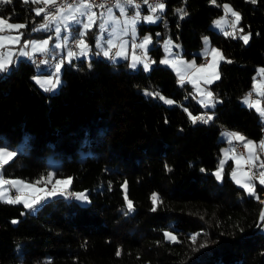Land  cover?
Returning a JSON list of instances; mask_svg holds the SVG:
<instances>
[{"label":"trees","instance_id":"16d2710c","mask_svg":"<svg viewBox=\"0 0 264 264\" xmlns=\"http://www.w3.org/2000/svg\"><path fill=\"white\" fill-rule=\"evenodd\" d=\"M225 3L240 13L241 28L250 32L247 44L209 26ZM164 4L157 21L137 24L152 36L148 70L104 55L78 57L62 65L63 81L53 92L32 79L49 68L46 63L37 69L33 59L20 58L0 72V145L20 142L1 174L35 182L43 177L40 184L48 186L68 175L70 191L85 188L90 198L82 204L58 194L34 212L0 200V264H264L263 205L257 199L264 186L256 183L250 196L233 180L230 159L222 180L213 171L227 141L223 130L255 140L263 134L260 114L240 99L250 92L257 68H264V0ZM41 5L11 0L0 3V15L24 22L23 37L38 35L45 33L33 31L43 19L35 12ZM180 8L188 13L183 19ZM204 34L231 58L219 62L220 78L207 84L219 98L211 108L158 62L162 36L178 41L189 56ZM205 109L212 120L192 123L189 113L200 116ZM153 193L159 196L155 211ZM165 229L179 242L166 240Z\"/></svg>","mask_w":264,"mask_h":264},{"label":"rangeland","instance_id":"374dc122","mask_svg":"<svg viewBox=\"0 0 264 264\" xmlns=\"http://www.w3.org/2000/svg\"><path fill=\"white\" fill-rule=\"evenodd\" d=\"M87 3L91 6L90 7V11H89L88 8H83L82 7V0H77L76 2H74V3L71 4L72 5L71 8H69L68 6H66L64 8H61V9H63V11L58 10L55 14H53L56 17L55 19L48 18L49 21L46 22V23H45V21L43 23L42 22L37 23L36 28L37 29H40V30L46 31L45 33H41V34H38V35H31L30 37H23L21 35V33H23V29H19V30H8L7 28H5L4 31L0 32V36H15V35H20V42L18 44H13V45H9L8 46V49L11 51L12 57H13V61H14V63L12 65H10V68H11V66H14L18 62V60L21 58L20 57L21 56L20 50L23 49L24 51H26V45L24 44V41H29V42H31V41L42 42L44 40H48L47 51H44L42 53L43 54L44 53L45 54L50 53L53 56L51 58V61L46 63L47 64V67H49V68H47L46 71H36L32 75V79L34 80L35 84L39 88H41L43 90H44V88H42L39 84L36 83V79H34V77L35 78H38L40 80H44V79H46L48 77H55V75H56L55 65L57 63H61L62 60H63V58L68 63H70L73 60V58L75 59V58H78V57H90L92 55H96V56H100L101 55L102 56L103 55V51L104 50H108V48H109L108 43H107V41H109V40H113L114 44L119 45V47H120V50L119 51H123L124 52V55H123V57H121V59H125L126 62H127V64H128V66H130V64L132 63V54H133V51H135V54L137 56H141V57H143V55H144V53L146 51L147 56H149L148 47L151 46L152 43L150 45H148L147 50L142 49L143 55H141L140 53L136 52V49L133 50V48H132L133 40L131 41V44L129 45V36L130 35L132 36L131 29H132L133 26L131 24H128L127 23V20L130 19V18H132V17H134L137 11L140 12L141 19L138 20L136 22V25H135V31H136L135 43L136 44H139L143 40L144 36H151V33L149 31H146L144 33H140L139 30H138L137 24L139 22H141V21L148 22V21H145L143 19L144 16L154 15V16H157V17L160 18L161 15H162V12L161 11L158 10L156 13H151L150 12V9H149V6H148V9L145 10V11H142L140 8H137V7L133 6L131 8L132 14L131 15H128L127 14V10L129 9V4L126 3V0H119L114 6L106 9L105 11H102V10L96 8L88 0H87ZM156 3H158V2H156ZM156 3L152 4V6H155ZM118 4L120 6H123V8L125 9V11L123 13H121V10H120V7H118ZM225 4H227V3H225ZM78 6H81V11H76V8ZM40 7L41 6H37L36 8H40ZM234 11H236V10H234ZM91 13H95L96 14L95 23L93 24V26H92L91 29H83V24L88 22V15H90ZM71 16H75L76 17V20L75 21L71 20L70 19ZM221 17H224L226 22H222L221 23V27H216L213 24V21L214 20H218ZM0 18L5 19L9 23H12V24H25L22 21H19V20H11V19H8V18H6V17H4L2 15H0ZM158 19H156L155 21H157ZM234 20H235V17H233L231 15V13H227L226 14L225 13V10H224V12L222 14H220V15H218V16H216V17H214L212 19V21L210 22L209 26L211 28H214V29H216V30H218L220 32H223V33L224 32L235 33L236 34L235 36H239V37L240 36H243L245 34L250 35V32L247 31V30H243L242 32L240 31V29H242V28H241V26H240L239 23L236 25L235 28L232 27V24H233V21ZM41 24H47L48 27L41 29L40 28V25ZM101 25H104L103 30L100 27ZM57 28L60 29V32L59 33L56 32V29ZM125 29H127V32H125ZM81 31H84L86 33L85 36L83 37L84 41L87 43V46H88L87 47V50H86V54H80L81 53V48L78 47L79 41L81 39V37H80V32ZM157 34H160V31H158ZM203 37H208V35L204 34L202 36V38ZM151 38H152V36H151ZM98 39H99V42H100L99 43V46H97V40ZM69 40H73L74 41L73 45H70L69 44ZM120 40H121V42H120ZM124 41H127V44L124 45V47L122 49L121 48V44ZM165 41H171L170 51H166ZM159 43L161 44V47H162V54H161L158 62L160 64L165 65V66H169L171 64L172 65L173 64L174 65L177 64L176 60H177V58H180V57L184 61H186L187 63H191V62L195 61L196 67H199L200 65H207L212 60L211 49H213V48L218 49L222 53V55L224 56V59H226V60H230L231 59L229 56H226L225 54H223V52H222V50H221V48L219 46H217L215 44H212L210 42V40H209V37H208L207 43L202 39L201 45L199 47L193 49V53L191 55H189V56H185L184 54H182V46H181V44L178 41H175L174 39H172L168 35L162 36L159 39ZM57 45H59V47ZM177 45L179 47H177ZM27 46H28L29 51L32 54L33 53V49H32L31 43H29ZM206 48L208 49V58L209 59L206 62H202L200 60L198 62V60L196 58V53L203 54L204 53V50ZM4 51H5V49H0V53H3ZM70 51L73 52V53H75L76 55H74L73 57L69 58L68 57V53ZM43 56L45 57V55H43ZM56 57H57V60L54 63V59ZM119 58L120 57H117L116 56L114 58V61L121 60ZM165 58H167L172 63L169 64V65H166L164 63H161L160 61L164 60ZM144 61L141 62V63H144ZM147 62H149V67L152 64H154V62L151 61V60L150 61H147ZM42 64H45V63H42ZM218 65H219V63H218ZM36 66H37V64H36ZM137 66H139V63L137 64ZM38 68H39V66H37V69ZM61 68H62V66H61ZM261 68H263V67L262 66H259L258 67V70H256V72L254 73V76L253 77H256L258 87H260L261 91H264V76H262L259 73V69H261ZM216 70L219 73L218 66H217V69ZM194 73H195V69L192 68L191 71L189 72V77L187 78V81H189V83L193 86V90L195 91V94L197 95V98H198L199 102L201 103V100H203L205 97L202 96L200 93L201 92H204L205 95H206L207 92H211L212 93V91L209 89L207 83H205L203 79H197L196 77H194V75H193ZM58 75H59L60 83L57 85V87L55 89H53L51 91H48V92H53V91L57 90L59 88V85L62 83L63 79H62V76H61V70H60V72H59ZM201 75L202 76H206V75H208V73H203ZM198 89H199V91H198ZM251 91H253V85H252V90ZM195 94H194V98H195ZM254 94L256 95V98L253 101H259L260 102V105L262 107H264V96L258 95L257 92H255ZM248 95H249V92L246 93L245 95H243L241 97V99H240L241 102L245 103L244 102V98L246 96H248ZM216 97L217 96H215L213 94V103H214V105L216 104L217 101H219V98L218 97L216 98ZM250 99H252V98H250ZM211 107H213V106H208L207 108H211ZM205 112L206 113H210L206 109H205ZM259 116H260L261 120L264 122V116H261V114ZM223 134L224 133H222V135ZM243 137H245L246 140H251V141L256 142V145H257L256 154L260 157V159L256 161V164H255L254 167L250 164L251 165L250 168H254V170H256V171H254V172L251 171L253 173L250 174L249 171L244 166V164L243 165L241 164V167H239V168L237 167V165L236 166H233L231 168L233 169L235 167L234 169L237 171V178L238 179H241L242 182H246V178L243 176V173L244 172H248V174L250 176H253L254 175V179H253L252 183H254L256 185V181L259 178L260 171H264V168H260V166H259L260 165V161L261 160H264V152H261V150L258 147L259 142L262 139H264V130H263V134H261L260 137L258 139H256V140L253 139V138L244 136V135H243ZM19 146H20V142L14 144L13 147L6 146V145H0V148H5L8 151L15 152L16 148H19ZM233 148L236 151L235 146H234V143H233ZM236 152H238V151H236ZM238 153H241V152H238ZM245 154H247L246 153V149H245ZM50 159H53V157L50 156ZM221 160H224L223 159V155H221V156L219 155L218 163H217L216 167L213 170L214 173L217 171L218 167L220 166V161ZM52 163L54 164L55 163V160H53ZM230 171H231V169H230ZM0 177H2L4 179L21 180V181H24L25 183L33 184L37 188H44L47 191H51L54 185L57 188L63 187V185H56V181L57 180H66L70 176L67 175V176L56 177V178H54L51 181V183H50L49 186L47 184H43V183L42 184H40V183L37 184L35 181L26 180V179H23L21 177H4L1 174V168H0ZM10 186L11 185H5L4 187H6V188L9 189ZM260 191L261 192H259V195H258L259 196V200L258 201L261 200L260 202L262 203L263 209H264V202H263L264 201V188L262 190H260ZM71 193H84L85 196L87 197V200H79V199H77L76 196L70 195ZM19 194L20 193H18L16 191V194L14 196H12L8 192V195L12 196V198H15V196L16 195H19ZM25 194H29V193L26 192ZM58 194H66L68 197L74 196V198L79 203H82V204H86V203H88L90 201L89 195L87 193V189H85V188H83V189H76V190L70 191L69 185H68L67 188L64 190L63 193H59L58 192ZM40 195H44V194L43 193H40ZM50 197H52V196H50ZM47 198H49V197H45L44 200H46ZM44 200H42L41 203ZM41 203H39L38 205H35L32 209H29V211H31V212L36 211L37 207ZM165 231H170V232H172L175 235V233L173 231L169 230V229H165Z\"/></svg>","mask_w":264,"mask_h":264},{"label":"snow or ice","instance_id":"6c2138e0","mask_svg":"<svg viewBox=\"0 0 264 264\" xmlns=\"http://www.w3.org/2000/svg\"><path fill=\"white\" fill-rule=\"evenodd\" d=\"M28 2H30V0H25V3H28ZM35 2L38 3V2H40V0H35ZM210 2L215 4L216 0H210ZM250 2L255 4L257 2V0H250ZM0 3H11V0H0ZM43 3L45 5H48L50 3L54 4L55 0H43ZM126 3L129 5H135V7L139 8V5L135 4V0H126ZM143 3L148 4V0H143ZM100 6L102 7L103 5H100ZM68 7L71 8L72 5L69 4ZM82 7L88 8L90 11L91 6L87 3V0H82ZM118 7H120L121 13H123L125 11L123 6H120L118 4ZM223 7H224L226 14L231 13V15L233 17H235V20L233 21V24H232V27L235 28L236 25L241 20L240 13L234 11L232 9V7L228 4H225ZM164 8H165V4L162 2L156 3L155 6L149 5V9H150L151 13H156L158 10L162 12L164 10ZM44 11H45L44 8H36L35 9L37 16H39ZM60 11H63V9H60ZM76 11H81V6H78L76 8ZM177 12L180 14L181 19H183L185 16L188 15V13L183 8L177 9ZM95 17H96L95 13H91L90 15H88V22L83 24V29H91L93 24L95 23ZM44 18L48 19V16H45ZM51 18L55 19L56 17L53 15ZM158 18L159 17L154 16V15H148V16L143 17V19L145 21H148V22H154ZM70 19L75 21L76 17L71 16ZM140 19H141L140 12L137 11L134 17L127 20V23L131 24L133 26L131 29L133 41H135V38H136L135 25H136V22ZM222 22H226L224 17H221L218 20H214L213 24L216 27H221ZM25 27H26L25 24H12L3 18H0V32L4 31L5 28H7L8 30H19V29H22ZM47 27H48L47 24H41L40 25L41 29L47 28ZM100 27L103 30L104 25H101ZM36 30L37 29H33V31H36ZM240 31L242 32L243 29H240ZM56 32L59 33L60 29L57 28ZM125 32H127V29H125ZM85 34L86 33L84 31L80 32L81 39H80L79 44H78V47L81 48L80 54H86V50L88 47L87 43L83 39ZM21 35H22V33H21ZM157 35H159V34H157ZM224 35L225 36H233V38H235L236 34L224 32ZM202 39L207 43L208 37H203ZM240 39H242L244 41V43L247 44L249 39H250V35L245 34L243 36H240ZM19 42H20V35L0 36V49H5V51L3 53H0V72H7L10 70V65H12L14 63V61H13L12 53L8 49V46L13 45V44H18ZM29 43H31L33 52L47 51L48 40H44L42 42L24 41V44L26 46ZM99 43L100 42L98 39L97 40V46H99ZM107 43H108L109 48H108V50L103 51V55L106 57L110 55L111 48L115 47L113 40H109V41H107ZM151 43H152L151 36H144L143 40L139 44H136L135 42H133L132 48H133V50H135L136 48L147 50L148 45H150ZM126 44H127V41L122 42L121 48L123 49L124 45H126ZM170 45H171V41H165L166 51H170ZM57 46L59 47V45H57ZM177 47H179V46L177 45ZM20 52L24 56L31 55V53H28V52L24 51L23 49H21ZM203 54L205 56L208 55V49L207 48L204 50ZM211 54H212V60L207 65H200L199 67H196L195 61H193L191 63H187L188 68H194L195 69V73L193 74L194 77H196L197 79H203L204 82L207 84H211L213 82V80L220 78L219 73L216 69H217L219 61L224 59V56L222 55V53L218 49H215V48L211 49ZM74 55H76V54L71 52V51L68 53L69 58H71ZM115 55L117 57H121L124 55V52L118 51V52H116ZM146 59H147L146 51H145L143 57L137 56L135 54V51H133L132 63L130 64V67L135 68L138 63H141ZM160 62L164 63V64H171L172 63L167 58H165L164 60H162ZM228 62L230 63L231 61H228ZM41 63H44V62L42 61ZM62 63L63 62L57 63L55 65V69H56L55 77H48L44 80H40V79L34 77V79H36V83L39 84L42 88H44L45 91H51V90L55 89L57 87V85L60 83L58 74L61 70ZM178 63H186V62L178 61ZM172 66H175V65L173 64ZM143 67L145 70H148L149 62H144ZM177 71H179V69H177ZM203 73H208V75L202 76L201 74H203ZM259 73L262 76H264V68L259 69ZM180 82L181 83L184 82V76H181ZM198 91H199V89H198ZM253 91L257 92L258 95L264 96V91H261L260 87H258L256 77H253ZM146 94L159 96V93H146ZM200 94L205 97L203 100H201L202 106H204V107L214 106L213 94L211 92H207L206 95L204 92H201ZM250 97H251V93H249V95L244 98V102L246 104H248L249 107H255V110L258 113H260L261 116H264V107H262L260 105L259 101H251ZM160 99H164V97H160ZM165 103H173V101L165 100ZM185 111L187 112L188 110L185 109ZM189 118L191 119L192 123L195 124L198 121L203 122V123H208L210 120H212L213 117L212 116H205V115L192 116V114L189 113ZM228 137H229V143H231V141L233 139L240 141V142H243V146L248 153L247 160L244 161V164L245 165L251 164L254 167L256 164V161L260 159V157L256 154V148H257L256 142L251 141V140H246V138L241 136L239 133H229ZM258 147L261 150V152H264V139H262L259 142ZM223 151L225 154V160L220 161V166L218 167L217 171L214 173L217 180L223 179V167H224V164L226 163L227 159L231 158V159L235 160V163H236L238 168L241 167V161L244 159V157L242 155L240 157H237L235 155H233L232 157H229L228 151L227 150H223ZM233 152H234V149H233ZM16 154H17L16 152L8 151L5 148H0V168H3L5 165H8L14 159ZM259 166H260V168H264V160L260 161ZM52 175H53L52 173L48 174V181L47 182H50ZM231 176H232L233 180H235V182L237 184L241 185L250 196L256 195V185L254 183H252V181L254 179V175L250 176L248 174V172H244L243 176L246 178V182H242L241 179L237 178V171L234 169L233 172L231 173ZM43 181H44V178L41 177V180L37 181L36 183L39 184ZM70 182H71L70 177L66 180H57L56 185H63V187L57 188L54 185L51 191H47L44 188H37L33 184H28V183H25L24 181H21V180H11V179H4V178L0 177V200L4 201L6 203H9V204L23 203L25 208L32 209L35 205H38L39 203H41V201L44 200L45 197L55 196L58 194V192L63 193L64 190L67 188V186L70 184ZM126 183L127 182H125L124 187H126ZM258 183L260 185H264V171H260ZM5 185H11V187L14 188L20 194L16 195L15 198H12V196L8 195L9 189L4 187ZM26 192L29 194H25ZM40 193H43L44 195H40ZM70 195L76 196L77 199H79V200H87V197L85 196L84 193H71ZM151 199H152V203H153L152 210L155 211L156 206L159 202L158 194L153 193L151 196ZM257 199H259V197H257ZM125 200L127 202L128 212H132L134 210V206H133L132 201L128 200L126 194H125ZM259 219L261 221H264V209L261 210L260 215H259ZM13 223H16V221L14 220ZM163 234H164V237L166 240H169L172 243L179 242L178 238L172 232L165 231ZM191 239L193 241H195L196 236L195 235L192 236ZM201 247H204V245H201ZM116 255L117 256L121 255V251L119 249L116 251Z\"/></svg>","mask_w":264,"mask_h":264},{"label":"built area","instance_id":"2783aa9c","mask_svg":"<svg viewBox=\"0 0 264 264\" xmlns=\"http://www.w3.org/2000/svg\"><path fill=\"white\" fill-rule=\"evenodd\" d=\"M77 0H55V3L54 4H48V5H45L44 3L42 4L41 8H44L45 11L42 13L43 14V17L45 16H48L51 17L53 14H55L58 10H60L61 8H64L66 6H68L69 4H72L74 2H76ZM93 6H95L96 8L102 10V11H105L106 9L114 6L119 0H88ZM140 1H143V0H135V2L138 4V2ZM165 0H148L149 2V5H152L156 2H162L164 3ZM100 5H103L102 7ZM127 14L128 15H131L132 12H128L127 10ZM45 19V18H44ZM37 24L35 25V29L36 28ZM37 30H40V29H37ZM42 32H46L44 30H40ZM135 42V41H133ZM74 41L73 40H69V44L70 45H73ZM116 52V46L115 47H112L111 50H110V55L107 56V57H112L114 56V53ZM136 52L140 53L141 55H143V52H142V49L140 48H136ZM40 55H35L32 59L36 62V64H41V60H40ZM148 61L151 60V57L150 56H147V59ZM200 61L202 62H206L208 60V55L205 56L204 54L201 55ZM249 93H251V97L250 98H253L255 96V94L250 91ZM203 115L205 116H212V113H206L203 111ZM221 128H226L225 125H221ZM234 146L236 147V151L238 152H241L244 156L246 155L245 154V148L243 146V143L240 142V141H237L234 139ZM244 166L246 167V169L249 171L250 174H252L254 172V168H250V164L248 165H245ZM251 169V170H250ZM253 171V172H251ZM9 194L14 196L16 194V190L14 188H12L10 186L9 188Z\"/></svg>","mask_w":264,"mask_h":264},{"label":"crops","instance_id":"0c3cea01","mask_svg":"<svg viewBox=\"0 0 264 264\" xmlns=\"http://www.w3.org/2000/svg\"><path fill=\"white\" fill-rule=\"evenodd\" d=\"M42 1V4H43V0H41ZM225 4H223V6H224ZM42 6V5H41ZM41 8V7H40ZM224 8V7H223ZM49 18H51V17H49ZM45 21V23L46 22H48L49 20L48 19H44V17H43V19L40 21V22H44ZM27 37H30V36H27ZM120 38V37H119ZM122 40V39H121ZM121 40H120V42H121ZM133 39H132V36L130 35L129 36V45L131 44V41H132ZM115 46H116V52H118L119 50H120V47H119V45H116L115 44ZM26 52H28V53H31L30 51H29V49H28V46H26ZM116 52H115V54H116ZM114 54V57H112V59H114L115 57H116V55ZM35 55H40L41 57H40V62H44V63H47V62H50L51 61V58L53 57L50 53H47V54H43L42 52H33L31 55H28V56H24V55H22L21 54V58H29V59H31L32 60V58L35 56ZM43 55H45V57L43 56ZM200 55H203V54H201L200 53ZM73 57V56H72ZM121 57H123V56H121ZM121 57L119 58V59H121ZM74 59V58H73ZM209 59V58H208ZM56 60H57V57L54 59V63L56 62ZM148 61V60H147ZM146 60L144 61V62H147ZM178 61H183V62H186V61H184L181 57L180 58H177V60H176V62H177V64H175V66H171V65H169V64H166V65H169V67H171L172 68V70L174 71V73H175V75H176V77H177V79H179V80H181V76H184V79H185V81H187V78L189 77V72L191 71V69L192 68H187V62L186 63H178ZM62 64H64V63H68L64 58H63V60H62ZM198 62H199V60H198ZM42 64V63H41ZM142 65L143 66V63H139V65ZM44 67V66H43ZM177 69H179V71H177ZM257 70H258V68H257ZM187 82H189V81H187ZM252 85H253V80H252ZM252 85H251V88H250V90L249 91H251L252 90ZM192 86V85H191ZM192 89H193V86H192ZM253 93H255L254 91H252ZM193 93L195 94V91L193 90ZM195 98H196V100L199 102V100H198V98H197V95L195 94ZM256 98V95L251 99L252 101L254 100ZM200 103V102H199ZM200 105H201V103H200ZM202 106V105H201ZM204 107V106H203ZM206 108V107H205ZM224 131V134H225V137L227 138V141L226 142H224L223 144H222V146H221V153H220V156L221 155H223V159L225 160V154H224V151L223 150H227L228 151V156L229 157H232L233 155H235V156H237V157H240L242 154L241 153H238V152H236L235 150H234V152H233V143H234V139L231 141V143H229V137H228V134L229 133H239L241 136H243V134L242 133H240V132H238V131H234V130H230V129H225V130H223ZM246 153H247V151H246ZM243 157H244V159L241 161V164L243 165L244 164V161L245 160H247V157H248V153L244 156V155H242ZM230 160H231V162H232V166L231 167H233V166H236V163H235V160H233V159H231V158H229ZM228 160V159H227ZM235 168V167H234ZM234 168L232 169L231 168V171H230V174L233 172V170H234ZM256 183H258V179H257V181H256ZM259 184V183H258ZM260 185V184H259Z\"/></svg>","mask_w":264,"mask_h":264},{"label":"bare ground","instance_id":"6f19581e","mask_svg":"<svg viewBox=\"0 0 264 264\" xmlns=\"http://www.w3.org/2000/svg\"><path fill=\"white\" fill-rule=\"evenodd\" d=\"M135 4H137L136 2H135ZM138 5H139V8L141 9L142 7H144V6H149V2H148V4H144L143 3V1H140V2H138ZM133 6H135V5H129V9H128V12H132V10H131V8L133 7ZM139 9V10H140ZM235 149H236V147H235ZM254 171H256V170H254ZM263 198V197H262ZM259 200V199H258ZM261 201V200H260ZM264 202V201H263Z\"/></svg>","mask_w":264,"mask_h":264}]
</instances>
